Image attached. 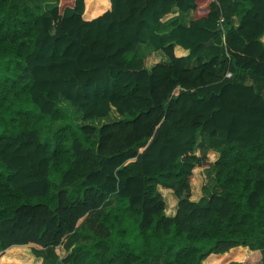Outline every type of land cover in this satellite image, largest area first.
<instances>
[{"label":"trees","instance_id":"1","mask_svg":"<svg viewBox=\"0 0 264 264\" xmlns=\"http://www.w3.org/2000/svg\"><path fill=\"white\" fill-rule=\"evenodd\" d=\"M263 35L264 0H0V264L264 250ZM142 44L169 62L146 69ZM60 100L120 119L77 125ZM219 135L199 202L197 139Z\"/></svg>","mask_w":264,"mask_h":264},{"label":"rangeland","instance_id":"2","mask_svg":"<svg viewBox=\"0 0 264 264\" xmlns=\"http://www.w3.org/2000/svg\"><path fill=\"white\" fill-rule=\"evenodd\" d=\"M130 55L129 57H132ZM145 57V61H148V64L154 65L157 63H164L163 60H166L164 55L159 52L155 53L151 51L150 47L139 49L136 52L134 61H137L138 57ZM59 105L64 108L65 112L71 116L74 123L77 125L81 124H92L96 127H99L103 124L110 123L113 121H116L120 119L115 113H111L106 118L98 119L95 121L90 122H84L81 120V114L80 111L76 108H72L68 102L64 100L59 101ZM221 135L216 137V139L213 142V146L211 148H205V144L202 143V139L198 138L197 146L195 147V154L198 157H201L202 155H207L209 159V163L205 166L208 167H200L198 169V172L195 174L194 180L196 182L194 183V196L193 199L199 202L206 201L212 194L216 193L217 186L215 185V169L213 167V160H214V153H216L217 149L222 146L221 141ZM206 150L203 154V150ZM71 198H73L71 196ZM18 252L23 254L24 256H20L19 258L22 259L24 263H30V264H41V260L37 259L33 256L31 253V250L28 246H24V249H19ZM5 254V252H4ZM3 254V255H4ZM2 255V256H3ZM230 262H236L241 264H264V250H258V251H249L244 248H238L234 251H232L230 254L218 256L215 258H208L206 260L205 264H229Z\"/></svg>","mask_w":264,"mask_h":264},{"label":"crops","instance_id":"3","mask_svg":"<svg viewBox=\"0 0 264 264\" xmlns=\"http://www.w3.org/2000/svg\"><path fill=\"white\" fill-rule=\"evenodd\" d=\"M172 12L173 13H176L177 12V8L176 7H173V9H172ZM192 16V12L190 11L185 17H184V19L185 20H189L190 19V17ZM262 41L264 42V35H263V37H262ZM148 46L147 45H145V44H142L139 48L140 49H144V48H147ZM155 53H159V52H155ZM164 57L166 58V60H163L164 61V63L165 64H167L169 61H168V59H167V57L164 55ZM151 63H149L148 64V61H145V67H146V69H148V70H150L154 65H150ZM203 167H208V166H202V168ZM160 188L161 187H159L158 189H159V192L161 193V191H160ZM218 188H217V191L216 192H218ZM162 194V193H161ZM165 200V199H164ZM165 202H166V200H165ZM166 206H167V203H166ZM165 214L167 215V216H169V217H172L174 214H175V212H173L172 211V205H170L169 206V208L167 209L166 208V210H165ZM60 255H61V257L62 258H64L65 256H66V251L64 250V249H61V252H60ZM35 257V256H34ZM215 257H217V256H214V255H212V256H210V258H215ZM36 258V257H35ZM37 259H40L41 260V264H42V259L41 258H37Z\"/></svg>","mask_w":264,"mask_h":264}]
</instances>
